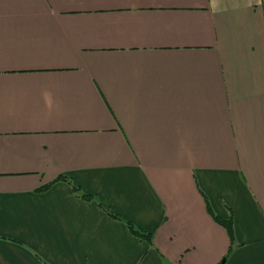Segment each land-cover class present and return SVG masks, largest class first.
Returning a JSON list of instances; mask_svg holds the SVG:
<instances>
[{
  "label": "crops",
  "instance_id": "1",
  "mask_svg": "<svg viewBox=\"0 0 264 264\" xmlns=\"http://www.w3.org/2000/svg\"><path fill=\"white\" fill-rule=\"evenodd\" d=\"M0 264H264V0H0Z\"/></svg>",
  "mask_w": 264,
  "mask_h": 264
},
{
  "label": "trees",
  "instance_id": "2",
  "mask_svg": "<svg viewBox=\"0 0 264 264\" xmlns=\"http://www.w3.org/2000/svg\"><path fill=\"white\" fill-rule=\"evenodd\" d=\"M58 181L70 182L69 179H67V178L59 177L56 180H54L52 183H50L47 186L43 187L41 190L47 189L50 185H52L53 183L58 182ZM73 192H76L77 194H80L79 190L77 188H73ZM80 197H81V199L86 200V201H90V200L93 199L92 196H87V195H83V194L82 195L80 194ZM107 214L111 218L117 219V217L115 215H113L111 212L107 211ZM209 215L211 216V218L217 224H219L220 226H222L225 229V231L227 233V236H228V239H229V243H230L229 250H228V253H230L231 249H232V246L234 245L233 228H232L231 218H229L227 220H223V219H221V218H219L217 216L212 215L210 212H209ZM126 225H127V228L129 230V232L134 237H137L139 239H144V240H146L148 242L151 240V235L150 234H148V233H146V232H144V231H142V230H140L138 228H135L131 223L127 222Z\"/></svg>",
  "mask_w": 264,
  "mask_h": 264
}]
</instances>
